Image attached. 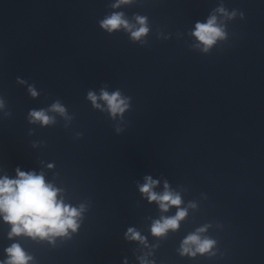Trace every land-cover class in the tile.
Wrapping results in <instances>:
<instances>
[{
  "label": "clouds",
  "instance_id": "obj_1",
  "mask_svg": "<svg viewBox=\"0 0 264 264\" xmlns=\"http://www.w3.org/2000/svg\"><path fill=\"white\" fill-rule=\"evenodd\" d=\"M130 3H132V0H116V3L112 4L111 7L119 8L122 4ZM217 11L228 15L222 7ZM231 15L234 16L235 13L233 12ZM136 21L139 24L138 28L130 24L124 17L123 12H113L100 21V26L109 33L123 28L131 33L133 40H140L146 36L149 29L146 25V17L137 16ZM192 34L204 45V51H207L218 39H223L225 36V32L218 24L215 15L210 16L206 23L197 22ZM29 92L32 97L38 95L31 86ZM87 98L96 108H100V104L97 103L98 99L103 100L113 117L122 114L128 107L126 98H122L119 91L109 94V92L102 89L99 97L89 91ZM3 107L4 102L0 100V108ZM48 111L67 117L65 107L59 101H56L48 110H32L29 113L30 122L39 121L42 125L54 123V117L49 116ZM49 167H52V165H49ZM15 171V178H10L7 175L0 176V217L11 226L10 239L21 235L41 239L61 237L66 236L69 230L75 231L77 229V218L83 210L82 206L78 210L75 207L66 205L62 199H58L60 189L47 182L43 173L25 172L21 171L19 167ZM158 183L151 176H146L145 183L140 186V192L147 197L149 202H157L164 212H167L172 206L177 207L175 216L161 217L152 224V234L163 236L169 229L176 230L179 227L180 221L187 215V210L180 207L182 204L181 196L169 190L167 182L163 193L158 194L155 192L153 189ZM191 206L194 207V205ZM204 231H206L205 228H200L196 233L186 237L181 246V255L195 256L197 253L203 254L210 251L215 241L208 238L202 239L199 233ZM127 237L144 242V238L132 228L128 229ZM5 251L7 259L0 261V264H29L32 259L18 243H13ZM142 264H144L143 261Z\"/></svg>",
  "mask_w": 264,
  "mask_h": 264
}]
</instances>
